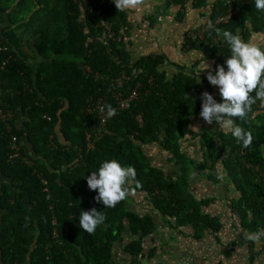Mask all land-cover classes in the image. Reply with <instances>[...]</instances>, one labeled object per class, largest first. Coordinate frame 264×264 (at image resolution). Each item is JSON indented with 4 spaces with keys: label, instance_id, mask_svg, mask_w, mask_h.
I'll list each match as a JSON object with an SVG mask.
<instances>
[{
    "label": "trees",
    "instance_id": "1",
    "mask_svg": "<svg viewBox=\"0 0 264 264\" xmlns=\"http://www.w3.org/2000/svg\"><path fill=\"white\" fill-rule=\"evenodd\" d=\"M164 1L166 9L182 11L190 3L208 21L225 19L215 28L233 34L238 29L245 42L264 32V12L254 0H218L205 12L209 0ZM10 10L6 19L2 14ZM103 17L114 39L101 27ZM36 19L34 34L23 38L22 31ZM129 25L127 12H118L112 0H89L88 5L81 0H0V107L16 113L11 129L0 118V178L6 180L0 194V264H124L117 257L121 253L129 256L126 264H143L144 243L155 237L159 219L170 231L191 227L196 240L210 233L220 242L224 224L209 211L215 201L199 199L191 189L194 173L216 183L219 163L239 193L235 206L242 228L250 233L264 229V105L257 101L246 120L235 119L252 133L250 147L231 132L210 134L204 139L208 157L197 162L183 144L192 120L200 116L209 70L199 75L178 66L169 78L163 55L133 63L126 41ZM215 28L198 44L187 40L214 62L213 74L218 65L227 70L231 54ZM23 44L32 55L24 54ZM137 86L141 98L110 119L88 149L87 135L100 127L89 112L92 103L103 98L113 108L115 94L127 99ZM153 146L167 154L174 172L152 163L145 149ZM113 159L136 169L129 189L146 194L151 213L130 211V195L114 208L96 202L98 191L89 189L87 177ZM92 208L106 220L88 234L79 227V216ZM157 250L148 257L155 258Z\"/></svg>",
    "mask_w": 264,
    "mask_h": 264
},
{
    "label": "crops",
    "instance_id": "2",
    "mask_svg": "<svg viewBox=\"0 0 264 264\" xmlns=\"http://www.w3.org/2000/svg\"><path fill=\"white\" fill-rule=\"evenodd\" d=\"M215 1L218 0H209L210 4L204 12L209 10ZM18 2L19 0H16V3ZM14 7L15 5L11 8ZM164 9H166L164 0H144L138 8L125 10L130 22L127 28L129 36L126 41L131 55H135L132 57V62L136 63L141 58L151 55H163L169 61L166 67L169 78L177 72L178 66L192 69L199 75L212 70L214 62L202 50L191 48L190 41L187 42L191 40L189 34L203 25L204 17L201 15V10L195 9L190 3L182 11L179 7ZM10 12L11 10L2 15L7 19ZM38 24L39 19H36L31 26L22 31V37H31ZM249 41L264 49V32L252 35ZM23 50L24 54L32 55L26 44H23ZM207 66H209L208 69H206ZM205 91L211 93L217 102L222 100L218 87L210 84ZM23 121L24 118L19 120V128L23 127ZM207 128L211 134L217 133V136L230 132L227 129H221L215 122L212 125L207 124L200 116L194 118L183 149L197 162L208 157V146L205 145L204 140L206 139L204 132ZM23 143L33 155L27 140L24 139ZM145 150L155 165L165 166L171 173L176 170L175 165L167 163L168 156L160 147H146ZM217 169L220 177L216 183L208 177L193 175L191 189L197 198L215 201L209 211L220 218L224 224L222 233L218 235L220 242L210 233L196 240L191 227L170 231L161 219L158 220L157 216V233L155 237L148 238L144 243L147 258L142 261L143 264H264V240L262 237L258 240L247 238L253 233L242 228L240 216L236 213L235 201L239 199V193L234 185L228 182L220 163L217 164ZM5 181L0 178V194ZM130 193L128 202L130 211L140 215L153 211V206L144 192L130 191ZM155 247L158 249L156 257L149 258L150 251ZM227 249L231 253L229 257L225 255ZM253 255L255 257L251 261ZM117 257L124 264H126L125 260H129V256L122 253L117 254Z\"/></svg>",
    "mask_w": 264,
    "mask_h": 264
},
{
    "label": "clouds",
    "instance_id": "3",
    "mask_svg": "<svg viewBox=\"0 0 264 264\" xmlns=\"http://www.w3.org/2000/svg\"><path fill=\"white\" fill-rule=\"evenodd\" d=\"M112 2L118 12H123L138 8L144 0ZM254 3L258 11L264 12V0H254ZM214 31L223 37L231 53L225 62L227 70L224 65H218L215 73L209 70L206 77L212 86L219 88L223 102H217L211 93L204 91L200 96L202 104L199 115L207 124L212 125L215 122L221 129L230 131L243 147L248 148L253 142V135L237 125L235 119L246 120L257 101L264 105V49L251 41L245 42L238 34V29L237 34L219 28H215ZM196 82H200V76ZM107 115L109 118L115 115V109L111 105L107 106ZM136 176V169L133 166L124 167L115 159L106 160L98 171L91 172L87 177V185L90 190L98 191L96 202L103 203L105 208H114L131 194L129 185L136 180ZM136 186L139 187L138 181ZM105 220L106 216L96 208L90 211L82 210L79 227L84 232L93 234ZM262 236L264 229L249 234L247 238L258 240Z\"/></svg>",
    "mask_w": 264,
    "mask_h": 264
},
{
    "label": "built area",
    "instance_id": "4",
    "mask_svg": "<svg viewBox=\"0 0 264 264\" xmlns=\"http://www.w3.org/2000/svg\"><path fill=\"white\" fill-rule=\"evenodd\" d=\"M82 3L84 5H88L89 0H81ZM225 22V19H220L217 18L213 21H208V19L206 17L203 18V25L202 27H200L198 30L192 32L189 34V39L193 40L194 43L198 44V40H202L205 37V34L207 32H209V30L215 28L216 26L220 25L221 23ZM212 25V27H209V25ZM101 27H103L105 29V35L108 39H114V32L112 31V27L111 24L108 23L104 17L102 19L101 22ZM124 78L126 80H129L128 77H126L124 75ZM122 81H118V84H121ZM139 87L137 86L136 88H134L131 91V94L128 96L127 99H120L118 94H115V99H117V104L115 107H113V109H115V115L112 117H108L107 115V107L104 104L103 98H100L99 100L95 101L94 103H92V105L89 107L90 110L89 112L91 114H94L100 121V127L98 129V131H95L92 134H88L87 135V144H88V149H92L94 146L93 143V136L97 139H100L102 137V133H103V128L107 125V123L109 122L110 119H112L113 117H115L116 115L122 113L124 110H126L129 106V104L131 102H134L135 100L140 99V91H139ZM15 112L13 110H7L4 111L1 107H0V118L7 124V127L9 129H11L10 126V122L13 120L14 116H15ZM18 139L17 137H13L12 139V144L11 147L13 150L18 149ZM12 158V157H11Z\"/></svg>",
    "mask_w": 264,
    "mask_h": 264
},
{
    "label": "rangeland",
    "instance_id": "5",
    "mask_svg": "<svg viewBox=\"0 0 264 264\" xmlns=\"http://www.w3.org/2000/svg\"><path fill=\"white\" fill-rule=\"evenodd\" d=\"M19 15V14H18ZM25 41V40H24ZM26 43V42H25ZM133 56H135V55H133ZM132 56V57H133ZM196 128V127H195ZM210 134H211V132L208 130V128L205 130V132H204V135H205V137H206V139L207 140H209V137H210ZM229 182V181H228ZM262 238H263V240H264V236H262Z\"/></svg>",
    "mask_w": 264,
    "mask_h": 264
}]
</instances>
